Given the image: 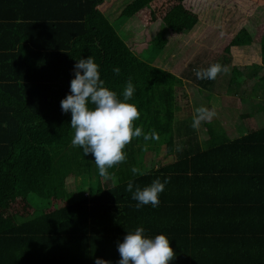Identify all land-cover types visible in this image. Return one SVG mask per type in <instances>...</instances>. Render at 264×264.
<instances>
[{
  "label": "trees",
  "instance_id": "trees-1",
  "mask_svg": "<svg viewBox=\"0 0 264 264\" xmlns=\"http://www.w3.org/2000/svg\"><path fill=\"white\" fill-rule=\"evenodd\" d=\"M3 2L9 7L0 9V264H95L101 253L107 255L104 260L117 264L118 244L127 231L135 230L134 220H139L138 227L145 229L146 236L163 233L169 238L175 252L170 264H199L196 259L207 253L208 246L199 245L195 229L178 228L189 217L193 223L194 210L179 204L176 196L180 192L175 193L173 185L184 178L191 180L199 172L196 164L200 162L227 164L242 157L264 161V128L232 142H212L203 151L191 147L189 156L145 175H133L134 152L128 144L126 161L109 169L117 184L107 186L94 157L72 146L71 112H62L61 100L70 93L77 60L91 56L99 65L101 79L121 98L131 78L135 92L129 102L140 112L134 126L142 127L145 134L153 130L159 137L168 134L180 79L161 66L188 35L196 37L207 26L221 29L224 22L229 32L223 48L227 57L235 54L234 49H259L256 60L231 64L228 80L243 84L252 76L255 87L264 90V0ZM225 12H231V17L223 22ZM124 18L122 31L130 43L114 26ZM149 44L153 54L146 60L132 50ZM116 67L119 75L113 72ZM254 106L264 113V98ZM256 151L260 155H254ZM71 166L95 178L93 195L74 201L65 193L69 174L65 172ZM222 166L211 171H238ZM181 168L191 176L178 174H187ZM156 178L161 182L170 178L159 194V206L137 209V201L126 190L128 182L143 188ZM237 179L258 183L264 181V170ZM65 197L67 203L61 204ZM259 210L262 208L253 213ZM242 224L240 220L239 235L245 230ZM186 231L195 236L184 237ZM258 231L262 237L255 239L263 248L264 232ZM245 242L239 239L236 259L226 257L207 264H264V248L251 252L240 246ZM68 250L77 251L75 256L80 257L61 258Z\"/></svg>",
  "mask_w": 264,
  "mask_h": 264
},
{
  "label": "crops",
  "instance_id": "crops-1",
  "mask_svg": "<svg viewBox=\"0 0 264 264\" xmlns=\"http://www.w3.org/2000/svg\"><path fill=\"white\" fill-rule=\"evenodd\" d=\"M2 6L3 8L9 7L7 3L0 0V9ZM118 24L121 26L120 23ZM233 55L232 61L236 63V56ZM225 59L229 63L230 58L226 57ZM167 60L162 64V68H165V64L169 62ZM171 69H168V71H172L180 79V83L175 86L176 111L172 129L170 133L159 137V139L145 141L142 136L133 138L129 143L133 146V167H137L145 173L155 172L162 166L185 158L191 147L198 146V149L203 151L208 149L212 142H232L238 137H243L252 131L264 128V113L255 111V106H253L255 101L264 98V90L255 87V85L244 87L243 84L231 83L228 78L221 79L222 82L227 83L224 84L223 82L225 90H217L215 85H211L212 81L200 79L193 80L197 84L196 89L189 90L187 86L192 83V72L190 73L184 69H182L183 71L174 72ZM221 77H225V75L221 74L217 78ZM179 89L182 90L179 91ZM247 91L246 96L239 94V92L246 93ZM200 106L214 109L217 115L211 123H201L199 129H194L191 126L194 109ZM259 153L256 151L254 155L258 156ZM91 158L93 157L91 156ZM237 161L233 162L230 159L227 164L224 162L220 164L216 161L200 162L196 164L199 172L191 180H185L184 178L181 182L173 185L174 192H180L179 196H176L179 204L194 210V213L191 214L194 218V224L190 222L189 217L188 222L178 226V228L184 230L195 229L196 236L200 237V239H197L199 245L204 246L206 243L208 246L205 248L207 253L196 259L199 264H207V261L212 260L220 261L226 259V257L236 259L240 238L247 241L240 246L250 249L251 252L256 251L258 248H264V244L263 248H260L255 239L262 237L260 231H258L259 229L264 232V181L261 180L255 183L242 182V180L237 179L238 176L251 177L264 170V161L251 160L247 157H242ZM220 165H223V168L238 171L233 170L231 173L211 171L212 169H218ZM181 169L179 171H186L187 174L181 172H178V174L191 176L189 171ZM66 173L73 177L70 179L66 175L64 191L74 201L94 194L97 188L95 178L90 177L84 171L79 173L78 169L72 166ZM106 184L107 186H113L112 180H106ZM67 200L68 198L65 197L60 202L64 204L67 203ZM256 208H262V210L253 213ZM240 220L243 222L242 229L245 230L239 235ZM138 223L139 220H134V229L138 227ZM194 236L192 231L184 233V237L188 239ZM200 251L199 249L196 252ZM76 253L77 251L68 250L60 255L61 258L66 257L68 259L80 257L75 256ZM106 257L107 255H103V253L98 256L102 259H106Z\"/></svg>",
  "mask_w": 264,
  "mask_h": 264
},
{
  "label": "clouds",
  "instance_id": "clouds-1",
  "mask_svg": "<svg viewBox=\"0 0 264 264\" xmlns=\"http://www.w3.org/2000/svg\"><path fill=\"white\" fill-rule=\"evenodd\" d=\"M229 69L219 62L207 68H194L197 79L215 80L218 74L227 73ZM74 78L70 83V93L61 100L62 112H71L70 126L74 130L71 140L73 147H80L84 155L91 154L99 170V175L105 180H112L113 186L117 180L109 169L126 161L124 151L126 145L133 138L143 137L145 141L159 139L153 130L145 134L142 127L134 126L139 119L140 112L134 103H130L135 86L131 78L126 83L122 98L117 92L106 86L101 79L99 65L94 58L77 60L74 66ZM116 75L120 68L113 69ZM217 115L214 109L205 106L196 107L193 114L192 127L199 129L201 123H211ZM134 176L145 175L141 169L132 167ZM170 178L161 182L160 178L154 179L149 185L141 188L133 181L127 184V191L132 193V199L137 201L135 207L140 209L151 204L158 207L159 194L163 192ZM145 229L140 226L134 231H127L122 242L118 244L120 259L117 264H170L175 258V252L170 246L169 238L161 233L154 238L146 236ZM95 264H110L102 258H96Z\"/></svg>",
  "mask_w": 264,
  "mask_h": 264
},
{
  "label": "rangeland",
  "instance_id": "rangeland-1",
  "mask_svg": "<svg viewBox=\"0 0 264 264\" xmlns=\"http://www.w3.org/2000/svg\"><path fill=\"white\" fill-rule=\"evenodd\" d=\"M236 15H238V13H236ZM230 17H231V12L230 13L225 12L223 15V22L224 20L225 21L228 20V18ZM125 21H126L125 18L121 19L118 21V23H120L121 26H119L118 23H115L114 26L117 29L120 36L124 38L126 43H130L129 40H127V37H125L126 35L122 31ZM233 22H234V19H233ZM222 25L223 27H221V29H217L212 26H207L203 28L202 30H200L197 33L196 37L188 35L172 51L171 53L172 55L168 57L169 59L167 61L169 62L165 64V68H164L165 70L168 71V69L174 68V69H171L174 72L182 70V69L190 73L192 72L191 73V75L193 76L191 78L192 83H189L187 86L189 90H195L196 85H197L196 83L193 82V80L194 81L197 80V77L195 73L193 72L194 68H198V67L207 68L211 64L219 62L220 64H222L223 66H226L229 69V66H231V64H234V62L232 61V57H234V55L229 57L230 58L229 63L227 62V59H225L227 56L224 54L223 48L229 41V32H228V29H225L226 22H224V24ZM162 33L163 32L161 30V34ZM151 44H149V47L144 46V45H137L133 47L132 50L140 58L146 60L149 55L153 54L150 48ZM233 52L235 53V56H236L235 61L238 62V63L236 62L235 64L239 65L240 63L250 62V60H252L251 58H253V60H256V57L259 54V49L257 47L250 46V47H245V48L234 49ZM228 72L227 73L222 72L218 74V76L221 74H224L225 77L216 78L215 80H210L212 81L211 85L212 86L215 85L217 87V90H223V89L225 90L224 84H227V83L223 81L224 82L223 84L221 79L223 80V79L228 78V75H229ZM246 85H249V86L256 85L255 78L250 76L247 82L243 83L242 86L245 87ZM181 90L182 89H179V91ZM248 91L250 90L248 89ZM248 91L246 93L239 92V94L246 96V94H248Z\"/></svg>",
  "mask_w": 264,
  "mask_h": 264
}]
</instances>
